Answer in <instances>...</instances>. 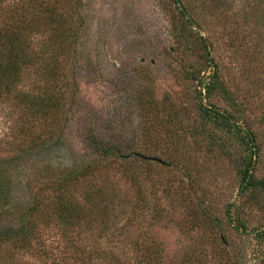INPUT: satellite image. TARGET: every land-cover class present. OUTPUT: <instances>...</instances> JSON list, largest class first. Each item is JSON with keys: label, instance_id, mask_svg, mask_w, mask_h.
Returning a JSON list of instances; mask_svg holds the SVG:
<instances>
[{"label": "rangeland", "instance_id": "1", "mask_svg": "<svg viewBox=\"0 0 264 264\" xmlns=\"http://www.w3.org/2000/svg\"><path fill=\"white\" fill-rule=\"evenodd\" d=\"M224 1L228 5L215 11L209 0H179L183 6L193 5L194 14L203 12L195 15L196 30L186 24L173 0H0V24L8 21V8L14 19L28 8L27 16H42L31 7L39 2L44 12L55 6L66 20L62 60L50 80L64 94L63 107L49 112L58 124L48 123L42 112L29 113L23 103L12 99L14 94L23 97L43 86L46 76L41 68L46 73L52 70L37 35L31 37V48L37 50L36 67L22 72L14 94L0 95V160L18 156L31 140L56 148L46 155L32 149V155L19 161L24 172L16 168L12 173L13 184L21 185L17 196L26 202L36 196L47 203L53 194L49 186L62 179L61 170L96 165L82 184L68 192L92 218L74 227H63L54 220L40 224L33 232L32 245L43 250L45 257L18 249L15 258H8L9 264H264V242L250 233L264 225V192L261 200L255 193H240L235 164L223 151L233 152L231 159L239 157L243 154L240 142L235 138L236 144H218L214 136L225 140L229 135L212 124L207 135L199 112L201 102L231 114H236L235 102L243 104L246 124L239 125L251 129L261 142L263 154L253 174L257 180L264 178V123H260L264 31L248 18L245 0ZM250 1L255 11L257 0ZM245 15L248 25L240 27V34L247 36L248 46L259 47L258 56L251 50L234 52L230 38L220 34V19L244 23ZM199 37L207 39L222 82L235 100L231 106L219 90L208 99L197 95L200 88L191 74L212 71L206 68ZM95 145L153 156L136 163L138 171L150 175V179L141 177L140 194L117 162L103 159ZM31 165L34 172L28 169ZM46 167L51 172L42 188L43 175L36 169ZM41 191L43 196H38ZM84 191L104 194L100 210L95 206L99 203H86ZM106 195L119 202L108 205V216L103 219L101 211L110 200ZM230 204L231 220L227 214ZM236 215L247 227L245 232L233 227ZM14 246L7 244L0 252ZM143 248L148 249V256L141 255ZM3 263L7 262L0 259Z\"/></svg>", "mask_w": 264, "mask_h": 264}, {"label": "trees", "instance_id": "2", "mask_svg": "<svg viewBox=\"0 0 264 264\" xmlns=\"http://www.w3.org/2000/svg\"><path fill=\"white\" fill-rule=\"evenodd\" d=\"M173 2L178 5L177 9L179 14L184 19L186 24L192 29L199 30L196 20L197 17H195V15H201L203 12L199 11L197 14H194L195 10L193 5L186 6L184 4L185 6H183V4H180L179 0H173ZM243 2L248 3L247 5L249 6L247 13L248 18L251 19L256 28L264 31V7H262L264 0L255 1V11H253L250 6V0H245ZM208 4L210 5L209 7L214 8L215 11L221 9V6L226 7L228 5L224 0H209ZM259 6L260 9H258ZM31 7H33V11L39 12L43 15L29 17L31 14H28L27 16V12L30 10V8H28L27 11L24 10V12L19 13V17L17 19H14L11 8H8V14L5 15H7L9 19L7 22L0 24V95L14 94L20 78L23 77L21 76L22 72L28 68L30 69V67H36L35 65L37 64L34 57H36L35 53L37 50L31 48V45L34 44L31 41V37H33V35H37L38 37L36 41L46 47L45 51L52 70L46 73L45 69L41 68V70L45 72L44 74L46 76L43 86L37 88L35 92L33 91L23 97H17L14 94L12 99L18 100L16 103H23L29 113L31 112L35 115L42 112V114H46L45 119H47L48 123L49 121H54L58 124L57 118H50L49 112L50 109L57 112L60 110L59 108L63 107L61 101L64 94L60 89H56L57 86L53 82L51 83L50 80H52V78L57 74V67L60 66V62L62 60L63 54L60 50V44L64 42L65 39L64 32L66 20L65 18H62V15L58 14L55 6L46 8L45 12L40 2L39 4H33ZM209 7L207 8L213 14V11ZM187 13L189 16L188 19H186ZM0 16H3V14L1 13ZM244 17H246V15L242 17L244 23H241L240 21L237 22L235 19L229 20V18L225 17L220 19L218 21L222 29V33L220 34L221 36L225 35L230 38L229 43L231 48H233L234 45L236 47V49L233 50L234 52L239 51L240 53L246 54L249 53V50H251L250 53H252V55L257 53L258 56V53H260L258 49L259 47L252 48L248 46L247 36H241L240 34V27L244 28L248 25L246 24L247 20ZM33 18L38 21L37 24L32 20ZM256 28H254V30H256ZM46 29L48 30L47 35L42 36V32ZM46 38L50 41L47 44L46 41L48 40H46ZM199 38L202 41V46L205 50L204 61L206 63V68H212V71L203 72L201 76L191 74L192 79L196 80L197 85L200 88L197 95H204V97L208 99L215 90H219L220 96L228 103L230 101L229 105L231 106L235 100L232 99L226 85L222 82L219 66L211 57L210 46L207 45V39L202 37ZM37 58L40 59V56H37ZM17 94L21 95V93ZM235 108L236 114H231L226 110L220 112L218 110L216 111L214 108H207L201 102L199 112L202 115L203 128L207 129V135L210 134L207 128L209 124L215 125L218 130H225V133L229 135L225 137V140L224 137L214 136L215 140L218 139V144H236V142L233 143L235 138L240 142L239 148L243 151V154L235 159H231L234 157V154H232L233 152H229L225 149L223 150L225 152L224 155L227 157V160L233 161L235 164L236 172L240 179V193L249 191L251 194H257L256 197H259L260 199V195L264 192V178L257 180L253 171L263 154L262 145L261 142H257L256 136L251 129L247 127L244 128L239 125L246 124L243 116V111L245 109L243 104L235 102ZM260 123H264V114L260 118ZM229 140H232V142L227 143ZM38 141L39 140H31V143H28L24 149L21 150L22 152L20 151L18 156H15L13 159L0 160V251L2 248L7 247V244L15 243V245H17L14 246L12 250H8L5 253L0 252V259H4L7 263L10 258H15L16 250L18 249L38 254L39 258H41V255L45 257L46 253L43 250L37 249L32 245L34 236L33 232L35 233V230H37V227L40 226V224L54 220L63 227H74L79 224H84L88 218H92L91 216L88 217L90 214H88L85 209L81 208L70 195L68 196V192L71 188H75L76 186L82 184L84 177L91 175L93 172L92 168L96 167V165H93L94 163L87 164L81 169L77 167H70L61 170L62 179L49 186V190L50 192L53 191V194L48 198L47 203H42L39 200L34 199L36 196L32 197L30 202L22 201L20 197L17 196V192L19 191V187L21 185L13 184L12 173L16 168L22 173L24 172L23 164H20L19 161L22 160L24 156L32 155V153H30L32 149L36 152L41 150L42 154L44 153L45 155L56 151L54 144L46 145L43 142ZM95 148L100 152L103 159L110 157L112 158L111 160H113V163L117 162V167L122 168L120 172L128 181H130L133 187H138V192L140 194L141 177H143V179H150V175L147 172L143 174L138 171L136 169V163L137 161H139L140 164L141 162L152 160L153 156L148 157L147 153L144 154L143 152L140 153L131 149L122 150L114 146L105 147L95 145ZM111 163L112 162H108V166L111 165ZM40 167H44V164H40ZM28 169L34 172L35 167L31 165ZM36 172L43 175L44 181L42 182L43 184H41V187H46L48 183L46 184L47 179L45 177H48L47 173H50L51 169L46 167L42 171L41 169H36ZM34 175L36 176L35 173ZM28 182H30L29 179ZM42 192L43 191L39 192L38 196H43L41 194ZM82 195L86 203L92 200L99 203L95 204L98 209L100 208L99 205L103 204V200L100 198L104 195L102 192L96 193L94 191L89 194L84 191L82 192ZM108 197H105L106 200ZM109 198L110 200L107 201L108 203L104 207V211H101L103 219H106L108 216V205L113 206L115 203L119 202L112 197ZM143 200V197H139V201ZM232 206V204L227 206V214L230 220L232 218L230 215ZM233 220L236 222H234L233 226L235 229H242L243 232L246 231L247 227L244 225V222L241 220L239 215H236ZM100 221V229L102 230L104 222L102 220ZM87 226L92 227L89 224ZM250 233L254 234L256 238L264 242V225L263 227L255 228ZM145 250L146 249L143 248V253L141 254L142 256H144V254H148L146 253L148 252V249L146 251ZM149 257L150 260H154V258H151V255H149ZM114 261L117 262V260Z\"/></svg>", "mask_w": 264, "mask_h": 264}]
</instances>
